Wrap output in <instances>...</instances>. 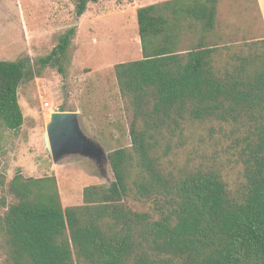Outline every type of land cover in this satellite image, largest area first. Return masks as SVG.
<instances>
[{
	"label": "trees",
	"instance_id": "16d2710c",
	"mask_svg": "<svg viewBox=\"0 0 264 264\" xmlns=\"http://www.w3.org/2000/svg\"><path fill=\"white\" fill-rule=\"evenodd\" d=\"M97 1L75 0L76 16ZM219 4L137 10L143 58L114 67L132 107L131 148L109 153L113 182L85 187L80 206L63 207L55 176L19 171L15 201L0 199L5 264H264V39L218 44ZM75 34L40 64L61 69ZM29 74L28 60H0L8 130L24 125L19 89ZM128 197L153 201L160 218L134 211Z\"/></svg>",
	"mask_w": 264,
	"mask_h": 264
},
{
	"label": "rangeland",
	"instance_id": "374dc122",
	"mask_svg": "<svg viewBox=\"0 0 264 264\" xmlns=\"http://www.w3.org/2000/svg\"><path fill=\"white\" fill-rule=\"evenodd\" d=\"M166 1L98 0L77 17L75 0H0V60H28L34 72L19 89L24 125L11 131L0 124V199L8 206L15 201L9 187L19 171L26 178L55 176L64 208L83 205L85 187L113 182L106 164L80 156L55 164L44 143L47 124L53 112H78L84 132L108 154L131 148L132 107L119 92L114 67L143 58L137 10ZM71 28L76 34L62 68L41 65L39 59L48 56ZM263 39L264 0H220L218 44ZM215 152L211 149L210 157H217ZM228 172L232 183L237 182L239 169ZM126 204L160 218L153 201L128 197ZM6 210L0 208L1 213ZM6 259L0 247V264Z\"/></svg>",
	"mask_w": 264,
	"mask_h": 264
},
{
	"label": "water",
	"instance_id": "95a60500",
	"mask_svg": "<svg viewBox=\"0 0 264 264\" xmlns=\"http://www.w3.org/2000/svg\"><path fill=\"white\" fill-rule=\"evenodd\" d=\"M46 150L55 164L69 156H80L109 165V154L97 140L83 130L78 112H53L44 135Z\"/></svg>",
	"mask_w": 264,
	"mask_h": 264
},
{
	"label": "flooded vegetation",
	"instance_id": "af4514ba",
	"mask_svg": "<svg viewBox=\"0 0 264 264\" xmlns=\"http://www.w3.org/2000/svg\"><path fill=\"white\" fill-rule=\"evenodd\" d=\"M103 164H100V166H102Z\"/></svg>",
	"mask_w": 264,
	"mask_h": 264
}]
</instances>
